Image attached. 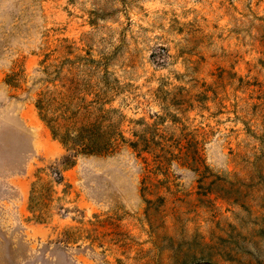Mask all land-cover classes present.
<instances>
[{
  "label": "rangeland",
  "instance_id": "1",
  "mask_svg": "<svg viewBox=\"0 0 264 264\" xmlns=\"http://www.w3.org/2000/svg\"><path fill=\"white\" fill-rule=\"evenodd\" d=\"M65 59L153 153L53 139ZM0 264H264V0H0Z\"/></svg>",
  "mask_w": 264,
  "mask_h": 264
},
{
  "label": "trees",
  "instance_id": "2",
  "mask_svg": "<svg viewBox=\"0 0 264 264\" xmlns=\"http://www.w3.org/2000/svg\"><path fill=\"white\" fill-rule=\"evenodd\" d=\"M44 63L46 61L42 62ZM74 63L65 59L60 64L45 66L46 78L42 82L46 87L35 101L38 116L50 130L53 139L59 141L74 157L113 155L123 146L132 147L139 153H153L156 143L151 137L147 138V134L132 142L122 133L116 132L113 125H105L107 111L103 107L102 95H93V99L88 100L89 94L81 96L82 92L72 73L63 74L64 67H72ZM21 74L22 72L8 75L6 83L18 87ZM164 157L157 158L161 161ZM66 160V164H74L72 157L66 156Z\"/></svg>",
  "mask_w": 264,
  "mask_h": 264
}]
</instances>
